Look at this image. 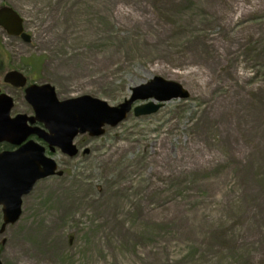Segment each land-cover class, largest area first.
I'll return each instance as SVG.
<instances>
[{
  "label": "rangeland",
  "instance_id": "rangeland-1",
  "mask_svg": "<svg viewBox=\"0 0 264 264\" xmlns=\"http://www.w3.org/2000/svg\"><path fill=\"white\" fill-rule=\"evenodd\" d=\"M219 1L144 0L145 29L134 0H0L32 38L0 29L13 114L32 110L12 69L59 99L118 105L154 76L189 93L54 153L63 174L23 198L2 264H264V0ZM238 75L252 91L226 102Z\"/></svg>",
  "mask_w": 264,
  "mask_h": 264
},
{
  "label": "water",
  "instance_id": "water-1",
  "mask_svg": "<svg viewBox=\"0 0 264 264\" xmlns=\"http://www.w3.org/2000/svg\"><path fill=\"white\" fill-rule=\"evenodd\" d=\"M0 28L8 35L21 37L28 43L31 41V36L24 31L23 18L10 6L0 7ZM4 81L15 87L26 84L25 77L17 70L7 72ZM188 96L189 93L179 83L160 76L132 87L130 97L116 106H109L90 95L59 100L50 84L30 85L25 89V99L33 108V116L17 114L11 117L13 100L9 95L0 93V143L19 145L29 136L36 135L47 142L51 151L58 147L73 157L77 153L73 140L78 134L102 135L104 126L118 125L136 101L150 100L134 107V115L141 116L155 113L165 101ZM35 122L42 123L44 128L33 126ZM56 169L55 161L46 156L44 146L32 139L15 151L0 152V234L7 225L20 218L22 198L31 192L39 179L62 174Z\"/></svg>",
  "mask_w": 264,
  "mask_h": 264
},
{
  "label": "bare ground",
  "instance_id": "bare-ground-1",
  "mask_svg": "<svg viewBox=\"0 0 264 264\" xmlns=\"http://www.w3.org/2000/svg\"><path fill=\"white\" fill-rule=\"evenodd\" d=\"M144 0H134V5H132L134 11L136 12V14L138 13V17H136L137 19L136 20H139L140 22H143V27L145 29H148L149 28V22H153V18L149 15H146L144 13H147L148 12V9H144V7H146V5L144 4L143 2ZM223 2V0H220L218 2V5H220L221 3ZM112 9L115 11L116 8L113 6ZM149 12H150V9H149ZM155 29H160L159 26H156ZM112 55V53H111ZM115 55V54H114ZM219 59V57H218ZM96 60V59H95ZM232 74V73H231ZM233 75V74H232ZM245 78H242L241 75H238L236 77V81H237V84H236V87L234 90L232 91H228L225 95L228 96V99L226 102L228 101H233V98L235 95H238L239 98L241 96V94L246 91V94L249 92V88L247 86L244 85V81ZM261 90L257 89L258 92H260V101H259V106H257L258 108L255 110L256 114L262 119L264 120V87L263 88H260ZM252 91V90H250ZM227 107V105H226ZM258 123L255 124V127H257ZM260 130L261 131H264V126H261L260 127ZM230 135V134H229ZM262 146L264 147V141L262 142ZM240 149H237L235 148V146L233 147V145L230 146V154L231 156H236V155H239L238 152H239Z\"/></svg>",
  "mask_w": 264,
  "mask_h": 264
},
{
  "label": "flooded vegetation",
  "instance_id": "flooded-vegetation-1",
  "mask_svg": "<svg viewBox=\"0 0 264 264\" xmlns=\"http://www.w3.org/2000/svg\"><path fill=\"white\" fill-rule=\"evenodd\" d=\"M21 91L23 90V89H20ZM15 147H13V146H11V145H8V144H2V145H0V150H12V149H14Z\"/></svg>",
  "mask_w": 264,
  "mask_h": 264
}]
</instances>
